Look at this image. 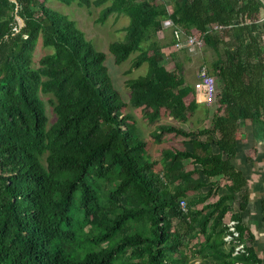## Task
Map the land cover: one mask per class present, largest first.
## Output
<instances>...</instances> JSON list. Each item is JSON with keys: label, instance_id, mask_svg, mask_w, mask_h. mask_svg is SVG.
<instances>
[{"label": "trees", "instance_id": "obj_1", "mask_svg": "<svg viewBox=\"0 0 264 264\" xmlns=\"http://www.w3.org/2000/svg\"><path fill=\"white\" fill-rule=\"evenodd\" d=\"M59 1L88 8L111 1L99 23L112 13L129 17L124 38L109 45L116 64L137 51L163 52L153 40L159 17L189 32L224 26L205 35L207 45L224 47L212 63L218 104L209 126L161 124L152 133L158 142L164 133L196 136L191 150L163 148L160 160L146 158L140 151L147 142L131 116L118 112L101 71L104 53L75 20L47 0H18L17 9L0 0V48L6 35H24L8 43L0 66V264H264L245 243L246 234L254 238L241 213L249 183L236 160L241 117L250 119L253 134L264 133L261 0H179L171 11L156 0ZM39 42L52 51L37 57ZM144 61L149 71L127 83L131 106L151 116L175 111L188 121L198 105L184 100L179 85L166 84L167 56L132 66ZM41 93L55 98L50 127ZM188 163L197 166L188 170ZM196 173L207 180L194 179ZM218 179L226 190L220 195ZM227 201L239 207L230 213L244 245L237 254V243L225 240ZM261 209L264 220V198Z\"/></svg>", "mask_w": 264, "mask_h": 264}, {"label": "rangeland", "instance_id": "obj_2", "mask_svg": "<svg viewBox=\"0 0 264 264\" xmlns=\"http://www.w3.org/2000/svg\"><path fill=\"white\" fill-rule=\"evenodd\" d=\"M156 1L157 7L162 5L165 7L168 6V10L171 11L175 2L179 0ZM110 3L111 1L99 7L91 6L88 8L79 5L77 2L65 4L59 0H47V5L52 9L75 20L77 26L84 32L86 38L93 43L97 50L104 53V56L99 60L101 71L103 75L108 77L109 83L112 85L114 97L119 107L118 112L129 114L131 116V120L129 121L130 125L137 130L140 140L147 142L146 148L140 151L144 154V157L149 159H160L161 149L165 147L190 149L192 146L191 144L199 142L198 137L192 136L190 138L183 135L164 133L161 141L158 142L154 139L152 133L157 130L161 124H172L179 126L184 130H198L209 126L212 111L218 104L217 101H214L207 106L199 105L190 115L188 121H182L175 111L167 109H162V113L158 116H151L150 110L146 108H134L130 104V89L127 84L128 81L132 78L144 75L149 71L147 61H144L139 67H133L132 63L136 59H145L150 55H155L158 59H162L163 55H166L168 61L166 68L169 71V74L166 77V84L168 86L179 85L183 89L184 100L187 103H190L192 101V89L197 80L196 71L201 65H206L209 67V70L213 75L214 67L212 66V63L219 55L223 54V45L213 46L206 44L202 52L193 54L178 51L172 46V28L165 23L168 18L159 17L158 25L160 24V27L158 28L159 30L156 35L153 37V40L162 47L163 52L161 51L162 53L154 54L153 51H137L131 54L126 61L121 64H116L113 54L109 51V45L113 41L124 38L125 31L123 28L128 25L129 17L124 14L112 13L104 23H99L97 19L101 9ZM263 22L264 12L258 20V24L261 26ZM23 25H25L24 21ZM19 35L21 37L24 36L19 31V33L15 35H9L8 38H4L5 41L3 47L0 48V66L3 55L8 52V43L14 41V37L17 38ZM142 46L146 47L147 43L144 42ZM51 51L52 50L49 48L42 47L41 42H39L36 56L39 57L40 55ZM177 63L180 64V67L176 65ZM41 98L44 102L48 117V127H50L57 118V114L54 110L55 98L50 93H41ZM239 130V157L236 160L243 170L247 171L249 178L254 182V184H248L247 188L250 195L249 199L251 198L249 206L251 217L247 215L249 220L246 218L247 216L245 217L244 210L241 212L245 223L254 234V238L252 239L250 235L246 234L245 243L248 246L252 245L255 251L257 248L259 254L264 258V220L261 209V201L264 198V133L260 131L257 134H253L251 130V121L248 118H244L240 124ZM204 138L205 137L203 136L201 139ZM245 149L249 150L251 153L248 161ZM188 167L192 166L190 165ZM222 184L223 180L218 179L216 185L218 195L226 192ZM227 203L231 204L232 208L227 214L225 222L230 218V213L232 211L239 210L237 201H234L233 203L227 201ZM199 207H202V204H200ZM198 261L199 260L197 259L196 263Z\"/></svg>", "mask_w": 264, "mask_h": 264}, {"label": "built area", "instance_id": "obj_3", "mask_svg": "<svg viewBox=\"0 0 264 264\" xmlns=\"http://www.w3.org/2000/svg\"><path fill=\"white\" fill-rule=\"evenodd\" d=\"M19 8V6H18ZM167 26L172 28V38H173V48L178 51H184L189 54L200 53L202 52L204 46L206 45L205 35L208 32L212 31H220L225 28L222 25H213L206 32H189L185 27L181 24L174 23L170 18L165 22ZM197 80L194 83L192 89V99L194 100L196 105H210L216 96V79L211 74L209 67L206 65H201L199 69L196 71ZM245 118V117H244ZM243 117L239 119V127L241 122L244 120ZM249 119V118H248ZM243 174L248 180L249 184H254L253 180L249 178L247 171L243 170ZM251 203V198L249 199L248 207L245 208L244 215H251L249 211V206ZM181 207L186 208V202L181 200ZM251 217V216H250ZM249 220V217H246ZM228 226L227 235L225 236V240L230 242H235L236 238L239 236L238 231L236 230L235 221L229 218L226 221ZM244 245L242 243H237L235 245L234 254L242 252ZM198 264V262L196 263Z\"/></svg>", "mask_w": 264, "mask_h": 264}, {"label": "crops", "instance_id": "obj_4", "mask_svg": "<svg viewBox=\"0 0 264 264\" xmlns=\"http://www.w3.org/2000/svg\"><path fill=\"white\" fill-rule=\"evenodd\" d=\"M160 113H162V111H160ZM172 125V124H171ZM192 145V144H191ZM166 148V147H165ZM168 148V147H167ZM170 148V147H169ZM191 148H192V146H191ZM191 148L190 149H185V150H191ZM213 150L216 152L217 151V148H213ZM158 160H160V159H158ZM236 161V160H235ZM235 164H236V162H235ZM192 166V167H188V166ZM195 166H197V165H194V164H191V163H188L187 165H186V169H193ZM237 166V165H236ZM238 167V166H237ZM241 169V168H240ZM242 170V169H241ZM193 178L194 179H197V178H201L202 180H204V181H206L207 180V178L206 177H204L201 173H196V174H194L193 175ZM225 189V188H224ZM198 207H199V205H198Z\"/></svg>", "mask_w": 264, "mask_h": 264}, {"label": "water", "instance_id": "obj_5", "mask_svg": "<svg viewBox=\"0 0 264 264\" xmlns=\"http://www.w3.org/2000/svg\"><path fill=\"white\" fill-rule=\"evenodd\" d=\"M12 1H14L15 3H16V9H17V7L19 6V2H18V0H12ZM261 2L263 3V5H264V0H261ZM16 16L17 17H21L17 12H16V15H15V18H16ZM22 18V17H21ZM22 21H24V19L22 18ZM9 36L8 35H6L4 38H8Z\"/></svg>", "mask_w": 264, "mask_h": 264}]
</instances>
